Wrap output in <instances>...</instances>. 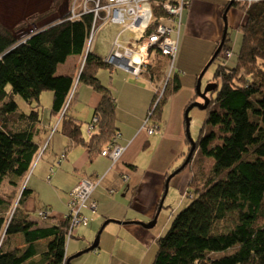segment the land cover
<instances>
[{
	"label": "trees",
	"instance_id": "trees-1",
	"mask_svg": "<svg viewBox=\"0 0 264 264\" xmlns=\"http://www.w3.org/2000/svg\"><path fill=\"white\" fill-rule=\"evenodd\" d=\"M229 3L230 8L236 7L245 15L236 62L232 67L225 62L228 58L224 52L229 51L226 37L208 81L216 88L207 94L206 118L195 141L192 160L182 169H190V193L186 197L191 200L174 214L166 232L156 240L152 264H264V0L249 6ZM91 21L89 14L78 20L63 17L28 34L23 41L16 37L18 30L0 25V231L4 229L0 256L11 234H23L27 245L58 235L46 249L45 255L51 259L31 264H63L67 260L63 236L67 223L51 229H32L33 223L19 208L27 197V188L20 192L5 223L12 202L1 195L3 184L17 186L38 151L33 137L41 120L40 95L52 93L50 114L60 113V132L74 145L84 147L89 160L101 153L117 131L110 91L96 77L98 69L107 67L100 58L88 53L78 78L101 96L93 116L97 122L88 140L83 138L81 124L67 114L68 106L64 108L72 78L55 75L57 66L68 56L83 53ZM159 63L158 60L154 69ZM151 66L147 65L141 75L154 83L159 69H150ZM180 87L178 75H171L151 109L154 95L148 126L158 124L163 107ZM14 97L25 102L27 112L18 110ZM195 99H199L196 94L186 107ZM185 144L188 153V139ZM51 172L52 169L49 175ZM49 175L46 179H50ZM8 253L14 257L10 264H22L33 255L28 248L20 256L13 248Z\"/></svg>",
	"mask_w": 264,
	"mask_h": 264
},
{
	"label": "crops",
	"instance_id": "crops-1",
	"mask_svg": "<svg viewBox=\"0 0 264 264\" xmlns=\"http://www.w3.org/2000/svg\"><path fill=\"white\" fill-rule=\"evenodd\" d=\"M227 2L228 0H191L189 6L184 9L178 39L177 55L179 57L176 55L174 65V71L177 72V75L179 74L178 76H182L183 82L182 85L180 83L181 87L178 92L170 96L163 107L156 133L148 135L143 125L147 121L150 103L156 92H159L157 88L161 86V78L155 76L156 85H154L147 75L134 77L125 70L108 66L105 68L107 69L106 73L102 71L103 68L97 70L96 77L100 83L106 88L108 85L110 86L111 90L108 89L115 105V126L119 134L117 143L123 148V153L116 162H112L101 154H97L92 160H89L84 147L74 145L60 132L58 125L60 113L57 116L50 114L52 95L51 98L44 92L42 94L46 95H40L41 102L43 98L45 99V105L42 104L44 110L43 113L40 111L41 120L38 125V132L33 137V140L37 141L38 151L26 176L17 186L12 187L16 191L12 205L14 204V209L20 192L27 188V197L19 206L22 214L24 213L27 220L33 223L32 229H51L61 226L63 223L66 224L70 192L78 182L82 179H89L97 183L87 202V205L90 202L94 203V210H84L83 212L91 223L86 227L79 226L74 229L68 238L66 236L67 228L63 230L64 258L67 259L65 263H70L78 254L69 257L74 253V250L71 252L66 250V245H69L72 240H74V246L68 248L67 245V249H77L82 252L92 245L98 235L97 247L88 252L96 254L94 255L96 258L97 255L99 258L102 257L104 263L118 262L124 264L114 259L124 256L123 252L125 251L122 249L127 248V244L132 242L133 237L135 242L131 247L146 251L161 236L162 228L160 230L145 229L138 222L147 224L153 220L158 203L163 196L164 184L170 174L169 172L184 157L187 139L184 111L190 100L195 97L191 78H196L202 65L209 59L221 40L224 27L222 15L227 7ZM228 17L233 25H235L236 19L240 20L243 17L239 26L245 20L244 13L238 10H230ZM103 28V31L96 33L97 44L93 46L94 39H92L89 49L92 55L100 59L107 55L111 43L119 33L118 30L116 36L109 41L117 28L113 25H105ZM122 34L121 32L120 35ZM124 34L125 37L129 35L127 32ZM226 37L229 42L228 29ZM199 44L205 45L201 53L197 51L196 47ZM226 47L231 53V48L228 45ZM85 57V49L82 54L68 56L64 63L57 66L55 75L72 78L73 83L67 94L64 108L68 106L67 114L81 124L83 138L88 140L90 134L86 127L94 116L95 108L99 104L101 96L93 88L78 80ZM161 58V62L166 61L167 70H169L168 61L163 57ZM186 60L188 63H185ZM225 60L227 61V59ZM178 79L181 82L179 77ZM182 86H184V91H181ZM154 92L155 94H153ZM17 98L14 97L16 103L18 102ZM48 99H50V104H48ZM196 101L201 103L198 99L193 102ZM78 104H81L79 111L75 109ZM17 106L20 112L28 111L27 105L26 110H21L18 103ZM62 155L65 157L59 164H56ZM53 157L54 160L51 161ZM52 166L59 167L58 170L61 173H54L53 175L57 187L47 189L41 184H37V181H43V177L47 175L50 167L52 174L54 171ZM37 168L39 173L32 184L31 178ZM182 172L184 173H180L182 177L173 181L180 174L175 175L174 179H172L173 177L172 180L170 179L168 186L174 184V186L187 188L191 174L187 168ZM27 176L30 177L26 182ZM174 186L173 189L171 187L169 189L175 190ZM184 193H186L185 190ZM48 194L49 198L47 197ZM164 209L163 206L157 220ZM45 210H48V214L42 217L40 213H46ZM106 221L109 222L104 225ZM157 225L158 221H156ZM82 229L84 230L82 231ZM1 233L3 237L4 229L0 231ZM95 234L96 237L90 242V236ZM7 239L8 242L4 243L2 247L0 264L13 262L14 257L8 253L12 248L16 256L22 255L27 248L33 251V255L22 264L47 263L51 258L45 255L46 249L50 243L58 239V235L35 240L30 245L26 244L21 233L11 234Z\"/></svg>",
	"mask_w": 264,
	"mask_h": 264
},
{
	"label": "built area",
	"instance_id": "built-area-1",
	"mask_svg": "<svg viewBox=\"0 0 264 264\" xmlns=\"http://www.w3.org/2000/svg\"><path fill=\"white\" fill-rule=\"evenodd\" d=\"M249 6L260 0H228ZM191 0H72L65 17L68 20H78L82 15L89 14L92 17L91 28L86 42V55L90 53L93 34L99 25H113L121 28L117 38L113 40L107 55L101 60L109 67H116L127 71L134 77L142 73V69L149 63L150 51L158 52L169 63V72L174 70L178 39L181 28V17L184 9L189 6ZM127 32L129 35L121 37L120 33ZM120 38V39H119ZM226 58L230 57V52L225 51ZM127 62L126 68L122 66ZM163 91V90H162ZM161 92H156V97L151 103L154 108ZM149 115L147 116V121ZM147 121L144 127L148 135L157 132V125L148 126ZM97 118L93 117L92 123L87 127V132L91 133ZM119 134L114 133L109 144L101 151V155L107 157L112 162H116L123 153V148L118 145ZM97 183L89 179H82L71 190L68 206L67 218V238L72 235L74 229L79 226L86 227L89 218L84 215V210L93 211L94 203L89 201L93 189ZM40 213L45 217L48 212ZM45 215V216H44Z\"/></svg>",
	"mask_w": 264,
	"mask_h": 264
},
{
	"label": "rangeland",
	"instance_id": "rangeland-1",
	"mask_svg": "<svg viewBox=\"0 0 264 264\" xmlns=\"http://www.w3.org/2000/svg\"><path fill=\"white\" fill-rule=\"evenodd\" d=\"M71 3H72V1H69V0H0V25L3 26V28L8 29V30H13V29L15 31L18 30L19 32L17 31L18 34H16V37L18 40L22 41L26 36H28V34H31L32 32L39 30L40 28L52 25V24L58 22L61 18L65 17L69 8H71V5H72ZM230 10L231 11H234V10L240 11L236 7H231V8H229L228 11L230 12ZM229 12L227 13V25H228L227 29H228L229 42L227 41L225 43H226V45H228L231 48V53H230V57L227 59V61L225 60V62L227 63L228 66L232 67L236 62V56H237V53L239 51L240 44H241V31H240L239 22H241L243 17L240 20L236 19L235 25H233V23H231L229 21V17H228ZM31 17H33V18L31 19ZM103 27H105V26L104 25L97 26V30L93 34V36H94L93 37V39H94L93 46H95L97 44V34L96 33L103 31V29H104ZM115 27L117 28V31L109 39V41L114 36H116V33L118 32V30H119V32L121 31L120 27H118V26H115ZM123 35L124 34H122L121 37ZM89 37H90V35H89ZM115 38H117V37H115ZM230 38H231V40H230ZM196 47H197V51L199 53H201V52H203L205 45L199 44ZM109 50H110V48H109ZM212 55H213V53H212ZM211 56L202 65V67H201L200 71L198 72L196 78H191L193 80L192 85L194 86L193 91L195 92V94H196V89H195L196 87L195 86L197 83V78L199 77V75L201 74V72L203 71V69L205 68L207 63L210 61ZM177 57H179V55H177ZM154 58H156V59L153 60ZM148 60H149V63H147L146 66L152 65L150 67V69L152 67L154 69V65L158 62V60L161 61L162 58H160L159 55H157L156 53L152 52V56L149 55ZM177 61H178V58H177ZM217 61H219V60H217ZM212 62L213 63H211L208 66V68L205 70V72L203 73V75L201 77V80H200L201 91L206 87V85L208 84V81L211 80V76H212V74L216 68V64L218 63L216 61H212ZM185 63H188V60H186ZM176 64H177V62H176ZM146 66L142 69V71H144L146 69ZM157 68L159 69V71H158V74H157V71H155V74H156V76H158L157 78H161L160 79L161 86L158 87L157 89H159V92H161L164 89L165 84L168 81V78L171 75L177 74V72H175L174 70L170 71V74L168 77L169 70H167V63L165 60H163V62L159 63V66L155 67V69H157ZM102 71L105 72V71H107V69L104 70V68H103ZM178 77L180 78V80H181L180 83L182 85V82H183L182 76H178ZM103 84L106 85L105 82H103ZM153 84L156 85V82H154ZM157 85H158V83H157ZM107 88H109L111 90L109 85L107 86ZM181 91H184V86H182ZM44 93H46L47 95H50V98H51L52 93L50 91L44 92ZM46 94H42V95H46ZM153 94H155V92ZM207 97H209V96H207ZM17 101H18L17 103L19 105V108L21 110H26L25 102L22 99H20L19 97L17 98ZM48 101H49L48 104H50V99H48ZM198 101H200V98L198 99ZM201 103H203V101H201ZM42 104L45 105V99L44 98H43L42 102L40 100V106H41L40 111H41V113H43V110H44V106ZM80 105L81 104H78V106H76L75 109L77 111H79V109L81 108ZM72 108H73V104L71 106V111H72ZM188 117L190 118L189 136L193 141H196L197 137L199 135L200 128H201V126H202V124L206 118V113L204 110H200L198 108H193L189 112ZM187 148H188V146L185 147L184 157L182 159H180L174 165L175 167L170 170L169 175H171V173H173L175 170H177L179 167H181L182 163H184L183 161L185 160V157H186ZM190 159L192 160V157ZM52 160H54V157L51 159V161ZM51 163H53V162H51ZM56 164H59V162L57 161ZM52 167L54 168V171L51 175H49L50 180H47L46 177H47V175L49 173L48 171H49V169H51V167L48 168L47 175H45L43 177V181L38 180L37 184H41L43 187H46L47 189L50 187H57L55 182H54L53 175H54V173H61V171L58 170L59 167L58 168H56L55 166H52ZM187 170L190 172V169L188 167H187ZM35 171L36 172L33 174L32 178H31L32 184H33L34 178L36 176H38V173H39L38 168ZM180 173H183V172L181 171ZM179 174H177L176 176H178ZM181 175L182 174H180L173 181L179 180L182 177ZM29 177L30 176L26 177V182L28 181ZM172 179H174V177ZM173 186H174V184L171 186H168L167 196H166L164 203H163V206L165 207V209L162 211L159 219L157 220L158 225L156 226V224H155L152 227L154 230H158V229L160 230L162 228L161 235H163L166 232V230L170 224L171 218L174 217V214H176L178 211H180L182 208H184L186 205H188L190 203V200H191V199L186 197L190 193L188 187L184 189V187H180V186L176 185V186H174L175 190H170L169 187H171V189H173ZM184 190L186 193H184ZM168 192H169V194H168ZM15 194H16L15 189L12 188L11 186H9V184L7 182H5L3 184L2 189H1V195H3V197L6 198L9 202H13V198H14ZM47 197L49 198V194L47 195ZM13 205H12L10 211L6 214L5 223H6V220H8V218L12 214ZM90 223L91 222H89V224ZM162 225H164V226H162ZM83 230L84 229H82V231ZM95 237H96V234L94 236H90V242L92 240H94ZM1 240H2V233L0 234V242H1ZM134 242H135V238L133 237L132 242H130V244H127V248L122 249V251H125V252H123L124 256H122L121 258L114 259V260H117V261L122 262L124 264H152V262L154 260L155 253H156V248H157L156 243L152 244L151 247L147 248L146 251H141L138 248L134 249L133 247H131V245ZM67 245H66V250H70V252H71V250H74V253H72V255H69V257L76 255L77 253L80 252V250H77V249H67ZM73 246H74V240L70 241L68 248H72ZM84 248H82V249H84ZM75 250H77V251H75ZM91 253L92 252H88V253L83 254L79 257H75L70 261L69 264H115V263L119 264L118 262L104 263L102 260L103 258L101 256H100L101 258L98 257L99 255H97V258L99 260H96L97 258H96V256H94L96 254H91ZM109 254L110 253H108V255ZM109 260H110V258H109Z\"/></svg>",
	"mask_w": 264,
	"mask_h": 264
},
{
	"label": "water",
	"instance_id": "water-1",
	"mask_svg": "<svg viewBox=\"0 0 264 264\" xmlns=\"http://www.w3.org/2000/svg\"><path fill=\"white\" fill-rule=\"evenodd\" d=\"M230 8V3L228 4V6L226 7V9L224 10V13L222 15V20H223V24H224V27H223V33H222V36H221V40L217 46V48L215 49V51L213 52V55L211 56L210 58V61L207 63V65L205 66V68L203 69V71L201 72V74L199 75V77L197 78V83H196V95L203 101V103H199V102H192L191 104L188 105V107H186L185 111H184V117H185V135H186V138L188 139V142H189V145H190V149L187 153V156H186V159L184 161V163L181 165V167H179L177 170H175L173 173H171V175H169L165 181V184H164V192H163V196L161 197L159 203H158V207H157V210H156V213L154 215V218L151 222L147 223V224H144V223H140L138 222L139 225H141L143 228L145 229H151L155 224H156V221H157V217L163 207V201L165 199V196L167 194V190H168V184H169V181L172 177H174L175 175L179 174L182 169L184 168V166L189 162L190 158L192 157V154L194 153V150H195V141H193L190 136H189V121H190V118L188 117V114L189 112L191 111V109L193 108H198L200 110H204L208 104V97H207V94L213 90H215L216 88V84L215 83H208L206 85V87L201 91V87H200V80H201V77L203 75V73L205 72V70L208 68V66L212 63V61H214L219 53V51L221 50L223 44H224V41L226 39V34H227V18H226V13L227 11L229 10ZM123 67L126 68L127 66V62L124 61V63L122 64ZM111 222L113 220H110ZM109 221H106L104 223L107 224ZM113 222H117V221H113ZM97 242H98V235L96 237V239L94 240V242L92 243V245L85 249L84 251L78 253L76 255L77 256H80L81 254L83 253H86L90 250H94L96 247H97ZM68 262V261H67ZM66 264H69V263H66Z\"/></svg>",
	"mask_w": 264,
	"mask_h": 264
},
{
	"label": "clouds",
	"instance_id": "clouds-1",
	"mask_svg": "<svg viewBox=\"0 0 264 264\" xmlns=\"http://www.w3.org/2000/svg\"><path fill=\"white\" fill-rule=\"evenodd\" d=\"M63 264H66V263H63Z\"/></svg>",
	"mask_w": 264,
	"mask_h": 264
},
{
	"label": "flooded vegetation",
	"instance_id": "flooded-vegetation-1",
	"mask_svg": "<svg viewBox=\"0 0 264 264\" xmlns=\"http://www.w3.org/2000/svg\"><path fill=\"white\" fill-rule=\"evenodd\" d=\"M227 6H228V4H227Z\"/></svg>",
	"mask_w": 264,
	"mask_h": 264
}]
</instances>
